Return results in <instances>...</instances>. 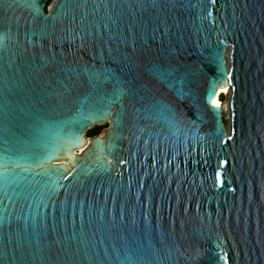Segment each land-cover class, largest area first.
I'll use <instances>...</instances> for the list:
<instances>
[{
  "label": "water",
  "instance_id": "1",
  "mask_svg": "<svg viewBox=\"0 0 264 264\" xmlns=\"http://www.w3.org/2000/svg\"><path fill=\"white\" fill-rule=\"evenodd\" d=\"M50 1L0 0V264H264V0Z\"/></svg>",
  "mask_w": 264,
  "mask_h": 264
},
{
  "label": "rangeland",
  "instance_id": "2",
  "mask_svg": "<svg viewBox=\"0 0 264 264\" xmlns=\"http://www.w3.org/2000/svg\"><path fill=\"white\" fill-rule=\"evenodd\" d=\"M52 1V0H51ZM50 1V2H51ZM48 9H49V4H48ZM230 98H231V95H226V94H222L221 95V101L223 102V106L226 107V105L230 104ZM229 113L231 115V109H230V112H225L224 113V121H225V124H226V127L227 129L230 131V120L228 119L229 118ZM231 117V116H230ZM228 119V120H227ZM110 128V123H105L103 125H100V126H95L92 130L88 131L86 133V136L88 138H91L92 137V134L99 130V136H102V137H105L106 136V132L107 130Z\"/></svg>",
  "mask_w": 264,
  "mask_h": 264
},
{
  "label": "bare ground",
  "instance_id": "3",
  "mask_svg": "<svg viewBox=\"0 0 264 264\" xmlns=\"http://www.w3.org/2000/svg\"><path fill=\"white\" fill-rule=\"evenodd\" d=\"M227 59H228V63H230V49H228ZM222 94L231 95V89L229 87L224 88V89H220L218 91L217 97L214 99V102L216 104H219V107L222 108L224 113L225 112H230V104L229 105L227 104L226 107L223 106V102L221 101V95ZM228 119L230 120V113H229V118ZM83 151H84V148L76 151L75 153L76 154H81V153H83Z\"/></svg>",
  "mask_w": 264,
  "mask_h": 264
},
{
  "label": "trees",
  "instance_id": "4",
  "mask_svg": "<svg viewBox=\"0 0 264 264\" xmlns=\"http://www.w3.org/2000/svg\"><path fill=\"white\" fill-rule=\"evenodd\" d=\"M98 134H99V130L95 131V132L92 134V136H96V135H98Z\"/></svg>",
  "mask_w": 264,
  "mask_h": 264
},
{
  "label": "flooded vegetation",
  "instance_id": "5",
  "mask_svg": "<svg viewBox=\"0 0 264 264\" xmlns=\"http://www.w3.org/2000/svg\"><path fill=\"white\" fill-rule=\"evenodd\" d=\"M48 4H50V2H48ZM48 4L47 6L45 7V11L48 13Z\"/></svg>",
  "mask_w": 264,
  "mask_h": 264
},
{
  "label": "snow or ice",
  "instance_id": "6",
  "mask_svg": "<svg viewBox=\"0 0 264 264\" xmlns=\"http://www.w3.org/2000/svg\"><path fill=\"white\" fill-rule=\"evenodd\" d=\"M213 95V93H210L209 96Z\"/></svg>",
  "mask_w": 264,
  "mask_h": 264
}]
</instances>
